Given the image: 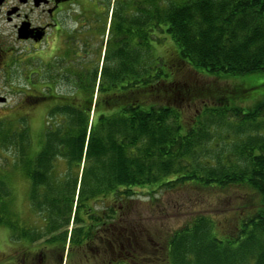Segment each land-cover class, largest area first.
I'll use <instances>...</instances> for the list:
<instances>
[{"label":"trees","instance_id":"obj_1","mask_svg":"<svg viewBox=\"0 0 264 264\" xmlns=\"http://www.w3.org/2000/svg\"><path fill=\"white\" fill-rule=\"evenodd\" d=\"M96 5L104 12L91 11L42 64L48 75L26 74L28 105L50 104L39 139L23 117L0 120V154L29 181L28 205L43 221L23 224L0 173V226L25 247L46 238L42 250L57 264H264V100L248 109L203 102L191 119L181 107L203 93L189 86L191 71L264 72V0ZM158 45H167L162 56ZM57 65L67 69L60 77ZM244 84L219 96L248 102ZM229 126V149L213 152ZM188 186L235 191V209L224 221L199 213L171 233L145 235L133 220L140 192Z\"/></svg>","mask_w":264,"mask_h":264},{"label":"rangeland","instance_id":"obj_2","mask_svg":"<svg viewBox=\"0 0 264 264\" xmlns=\"http://www.w3.org/2000/svg\"><path fill=\"white\" fill-rule=\"evenodd\" d=\"M65 8V12L60 16V22L67 27H73L75 18L69 16L68 13L72 14V11L77 9V5H70ZM39 14H41L40 11L34 12L32 16L38 18ZM48 42H43L40 48L44 50L49 48V52L44 54H41V52L34 53L35 51L34 49L32 50L30 42H20L16 40L13 26L5 21L4 16L0 15V49L4 51H0V98L4 97L7 99L6 102H0V120L6 121L5 123L13 122V124L16 125V122L23 117L26 119L31 129L32 136L36 134V138L38 139L40 133L44 129L50 104L40 103L35 105V107H31L30 104V106L28 105L29 101L25 94V91L28 90L26 88V74L29 75L33 71H40L41 76L39 75L38 77V75H33L35 79L48 75L47 70L41 66L53 56L55 51L51 52L50 48L56 46L51 43V39ZM58 44L59 41L57 46ZM60 44L63 46L64 41ZM158 46L155 52L162 56L163 50L167 45ZM165 53L167 55L169 54L167 51ZM65 63H69V58H67ZM63 65L65 66V64ZM55 69L57 73L56 77H60L62 75L59 74H61L62 70L65 68L63 69L57 65ZM53 70L54 69L51 71ZM66 70L67 69H65V71ZM191 72L192 77L187 81L189 86L193 85L196 89L202 90L203 93L199 95L201 97L197 103L189 104L190 101L181 102L184 116L187 117V119L193 118L196 112L203 108V102L207 103L206 107L216 108L231 105L248 109L264 100V85H262L264 84V72L237 77L205 75L198 72ZM244 82L247 86L245 95L247 99L250 98V101L244 102L239 98L238 100L235 99L233 102L228 103L225 99L221 98V95L219 96V94L225 96L226 90L230 91L237 87L244 88ZM61 90L62 92H68L66 84ZM164 99H166L164 102H168L167 98ZM216 133L214 138L215 142L214 145H212L213 152L229 149L231 140H234V128L229 126L226 129L223 128V130L219 129V132ZM229 133L232 134V137L228 136ZM216 143H218L217 146H215ZM2 154L5 156L9 155H6L4 152H2ZM0 173L7 174L9 177V182L14 192L15 209L21 216L23 224L31 228L42 225L43 221L28 205L29 181L23 176L21 177L20 174L14 170L13 163H5L1 154ZM143 191L147 193L140 192L138 204L134 210L133 220L143 223L142 231L145 235L149 234L150 231L154 232L156 235L171 233L182 227L199 213L213 215L217 217L216 219H222L224 221V218L228 216L226 213L227 209L233 211L236 204V202H234L236 193L230 190L219 192L218 190L205 189L202 191L199 188L188 186V188L184 190L178 189L171 192H161L160 190L152 192L147 189H143ZM141 238H144V234ZM44 240H46V238L38 240L35 243L29 242L28 247H25L26 243L24 242L26 241L20 239L18 241H12L10 239L9 229L6 226H0V264H34V260L36 264H57L56 258L45 256V252L42 250V248L46 246ZM22 249H26L25 251L30 252L24 256ZM142 249L141 255L149 253V247L143 246ZM89 254L91 253L89 252ZM90 257L93 256L90 255ZM146 260L147 259H144L143 262ZM64 262V264H66L65 260ZM95 263L96 262H90V259H87L83 264ZM67 264L82 263L77 259H72Z\"/></svg>","mask_w":264,"mask_h":264},{"label":"flooded vegetation","instance_id":"obj_3","mask_svg":"<svg viewBox=\"0 0 264 264\" xmlns=\"http://www.w3.org/2000/svg\"><path fill=\"white\" fill-rule=\"evenodd\" d=\"M98 0H3L0 4V15L4 16L5 21L11 24L15 30L16 40L20 42H30L34 53L41 54L49 52V48L45 50L40 48L43 42H48L56 46L50 48L51 52L62 48L64 36L81 30L87 21V16L94 9L100 13L105 8L97 6ZM38 3V4H37ZM77 5L69 16L74 17V26L67 27L60 22V16L65 12V7ZM95 5V6H94ZM92 6V7H91ZM40 11L38 18L33 17L34 12ZM94 13V12H92ZM74 14V15H73ZM96 14V13H95ZM111 15V12H110ZM26 27L29 38L21 39L20 33ZM87 28V27H86ZM39 35L42 38L39 39ZM54 37V38H53ZM59 38V39H58ZM59 44L57 46V43ZM49 43V42H48ZM0 51H3L0 49ZM4 52V51H3Z\"/></svg>","mask_w":264,"mask_h":264},{"label":"water","instance_id":"obj_4","mask_svg":"<svg viewBox=\"0 0 264 264\" xmlns=\"http://www.w3.org/2000/svg\"><path fill=\"white\" fill-rule=\"evenodd\" d=\"M3 0H0V4L2 3ZM38 4V3H37ZM20 38L21 39H27L29 38L28 32L26 31V27L23 28V30L20 33ZM42 38V35H39V39ZM0 102H6V98L1 97Z\"/></svg>","mask_w":264,"mask_h":264}]
</instances>
